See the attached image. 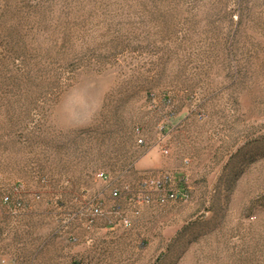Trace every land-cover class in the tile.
I'll use <instances>...</instances> for the list:
<instances>
[{
	"label": "rangeland",
	"instance_id": "374dc122",
	"mask_svg": "<svg viewBox=\"0 0 264 264\" xmlns=\"http://www.w3.org/2000/svg\"><path fill=\"white\" fill-rule=\"evenodd\" d=\"M102 172L170 174L187 197L89 230ZM82 228L90 244L36 257L4 236ZM13 257L264 264V0H0V264Z\"/></svg>",
	"mask_w": 264,
	"mask_h": 264
},
{
	"label": "built area",
	"instance_id": "2783aa9c",
	"mask_svg": "<svg viewBox=\"0 0 264 264\" xmlns=\"http://www.w3.org/2000/svg\"><path fill=\"white\" fill-rule=\"evenodd\" d=\"M140 130H137L139 133ZM143 144V140L138 141ZM169 154L168 150L164 151ZM98 179L105 184L107 196L99 199L96 204L89 205L81 218L82 224L87 229H92L94 224L101 218H108L111 226L131 227L133 218L140 215L141 206H150L154 203L166 205L169 202H176L185 199L187 193L178 188L175 184L174 176L163 174L161 176H146L140 178L136 185H119V180L115 181L107 173L98 174ZM131 204V213L124 214L120 204L122 199ZM6 203H11L10 198H5ZM108 202V204H107ZM18 207L22 204L18 203ZM3 264H19L17 258H8L2 261Z\"/></svg>",
	"mask_w": 264,
	"mask_h": 264
},
{
	"label": "crops",
	"instance_id": "0c3cea01",
	"mask_svg": "<svg viewBox=\"0 0 264 264\" xmlns=\"http://www.w3.org/2000/svg\"><path fill=\"white\" fill-rule=\"evenodd\" d=\"M81 221V220H80ZM104 221H97L98 225H101ZM104 226H107L108 229H111V224L104 222ZM84 227V226H83ZM83 233L79 232H72L70 234H67L65 236H49L45 237L43 232L37 233V234H30V235H23L20 233L19 240H16V242H13V235L12 233L9 235H4L5 237H9V245L8 251L13 252H24L27 254H30V256L36 257L37 254H39L42 250L45 249V246L47 249H49L50 252H55V247L60 244V242H65L67 244H70L73 246V248H77L79 246L74 247V244L77 243H85L90 244L91 238L90 234L85 229H81ZM86 232V233H85ZM87 234V235H85ZM7 241V240H6ZM61 251V249H60ZM48 252V251H47ZM59 252V250H58ZM37 259H34L30 261V264H37ZM28 263V264H29ZM56 262L52 261V264H55ZM21 264V263H19Z\"/></svg>",
	"mask_w": 264,
	"mask_h": 264
}]
</instances>
